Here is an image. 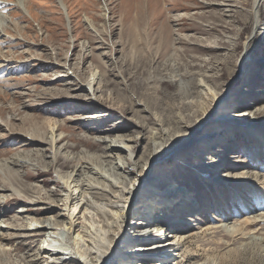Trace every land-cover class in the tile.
<instances>
[{
    "label": "rangeland",
    "instance_id": "obj_1",
    "mask_svg": "<svg viewBox=\"0 0 264 264\" xmlns=\"http://www.w3.org/2000/svg\"><path fill=\"white\" fill-rule=\"evenodd\" d=\"M256 2L0 0V160L22 165L0 173L2 226L62 223L61 175L81 150L106 158L97 139L123 136L134 158L121 157L141 168L166 131L183 148L152 177L187 189L159 218L180 245L169 264H264V147L249 129L264 138V0ZM216 93L228 122L199 127L200 104L211 107ZM52 124L65 154L49 139ZM40 240H13L11 262L37 254Z\"/></svg>",
    "mask_w": 264,
    "mask_h": 264
},
{
    "label": "bare ground",
    "instance_id": "obj_2",
    "mask_svg": "<svg viewBox=\"0 0 264 264\" xmlns=\"http://www.w3.org/2000/svg\"><path fill=\"white\" fill-rule=\"evenodd\" d=\"M261 1L257 0V7ZM62 6L66 9L65 4L62 3ZM99 82L100 79L96 80L97 85ZM205 86L203 82L199 83V88L203 91L206 89ZM217 96H219L217 93L211 94L209 100L214 102L211 107L210 102L200 104L204 116L199 121V127L209 126L211 122L217 124L228 122L229 118H225L226 115L222 112L227 101ZM207 108H211V111ZM237 112V110L233 111L228 117L236 116ZM239 116H246V112ZM50 128L49 139L56 147L57 156L59 153L65 154L67 146H60L63 140L58 134L59 129L62 128L54 124L50 125ZM249 129L261 138L264 147L261 133L253 128ZM35 131L40 130L35 129ZM163 134L169 142L166 144L164 141V146L162 143L158 147L155 142V152L148 163L141 168L137 162L132 166L127 159L121 157L122 151L130 150L126 148V138H122L123 136L114 139L105 136L96 140L103 145V155L107 156L103 158L107 161H102L101 155L89 154L86 150L78 152L71 158L72 161H76L74 171L61 175L65 183L62 188L63 199L60 198L63 204L59 208L60 218H63L62 223H59L55 217L31 220L24 217V225L13 226L11 223L4 227L2 224L5 223L1 219L5 214L0 215V264H13L11 256L18 249L10 246V243L25 236L41 239L38 252L35 255L27 253L18 256L15 261L17 264H169L174 261L179 254L180 245L170 242L166 234L167 230L164 229L159 218L166 216L168 210H163L164 208L170 205L172 208V203L177 198L187 195V189L181 187L177 189L174 182L171 186H167L165 182L154 180L152 177L153 170L162 160L175 152L182 151L183 148H176L175 142L179 137L171 140L166 131ZM208 150L212 151V148ZM128 153L133 160V151ZM210 158L207 157V160ZM211 160L215 161V159ZM10 165L22 166L19 160H0V173L5 175V170L8 171ZM201 166L208 165L202 162L196 167ZM128 168L131 169L130 172ZM140 191L147 192L144 200H140ZM4 199L0 198V203H3ZM158 208L162 210L159 211L158 219H154L151 213L158 212ZM146 209L147 211L144 212ZM28 212L29 210L24 209L20 214ZM163 237L167 239L163 241ZM123 247H126V250L123 251Z\"/></svg>",
    "mask_w": 264,
    "mask_h": 264
}]
</instances>
